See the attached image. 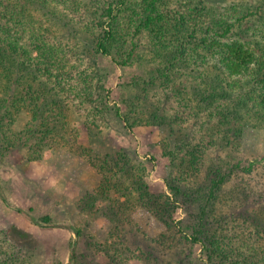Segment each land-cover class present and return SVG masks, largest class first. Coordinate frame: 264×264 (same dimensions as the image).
Here are the masks:
<instances>
[{"label": "trees", "instance_id": "1", "mask_svg": "<svg viewBox=\"0 0 264 264\" xmlns=\"http://www.w3.org/2000/svg\"><path fill=\"white\" fill-rule=\"evenodd\" d=\"M210 2L113 0L93 9L82 0H0V130L5 118L24 111L33 128L52 133L71 108L84 112L94 77L75 65L88 52L70 46L63 32L76 20L88 21L95 53L117 66L153 65L142 82L158 94L126 107L140 124L175 126L159 144L168 165L165 185L184 200L175 207L169 196L149 194L145 182L125 184L124 174L133 170L125 152L98 156L100 181L85 206L101 197L109 203L115 192L127 195L111 205L121 216L105 218L108 251L125 242L126 227L178 264L179 252L193 248L201 264H264V184L254 192L243 180L254 174L253 165L234 156L244 146L264 144V0ZM115 114L130 128L132 115L118 107ZM252 196L260 201L258 214L237 212ZM177 209L189 219L173 218ZM64 228L81 236L74 224ZM137 248L143 254V245ZM113 251L108 264H127L129 249ZM0 264L23 263L0 246Z\"/></svg>", "mask_w": 264, "mask_h": 264}, {"label": "rangeland", "instance_id": "2", "mask_svg": "<svg viewBox=\"0 0 264 264\" xmlns=\"http://www.w3.org/2000/svg\"><path fill=\"white\" fill-rule=\"evenodd\" d=\"M89 1L91 3L82 0V3L94 9L113 0ZM231 1L235 0H213L210 4L222 7L230 5ZM68 26L63 30L67 43L70 46L76 43L80 50L88 52L85 60L75 67L94 77L88 80L92 85V98L85 105L87 111L80 114L70 106L66 121L56 123V130L52 133L33 128L29 122L30 114L24 111L2 121L0 246L11 249L23 264H108L107 254L114 250L113 255H116L125 247L130 251L126 254L127 264H173L175 259L171 254L163 255L160 249L159 252L126 227L125 242L122 241L121 245L114 242L113 250H107L112 241L104 239L105 218L109 217L108 214L118 213L117 218L121 216L119 212L111 213V205L127 201L126 194L115 192L109 203L105 202L106 197H101L97 198L94 206H85L86 195L94 191L100 181L95 166L100 160L97 157H114L123 152L133 160V170L128 169L124 174L126 180L133 178L145 182L149 194L169 196L175 207L184 200L182 194L172 195L165 185L168 165L159 144L175 126L171 124L168 128L159 129L150 124L146 126L145 122L140 124L132 109L126 107L127 102H135L137 97L143 101L145 95L152 97L153 93L158 94L157 89L146 90L142 82L153 75V65L144 61L146 65L138 62L137 65L119 67L111 58L95 53V36L87 31V27H91L87 20H76ZM136 81L137 85H132ZM92 107L102 111V115L97 116ZM115 107L122 114L134 117L129 121L130 128H126L122 119L116 116ZM173 144L172 140L169 147ZM240 149L234 156L239 157L246 167L253 165L254 174L243 180L253 185L255 192L264 184V144ZM125 179V184L132 183V180L125 182ZM260 205L257 196H252L236 210L254 215L258 214ZM172 216L175 219L187 218L181 209ZM44 218L48 219L47 223L42 222ZM70 224L81 230L79 238L64 228ZM138 245H143L141 255ZM190 253L186 249L179 252V264H201L200 250L193 248ZM154 256L160 262H153Z\"/></svg>", "mask_w": 264, "mask_h": 264}]
</instances>
